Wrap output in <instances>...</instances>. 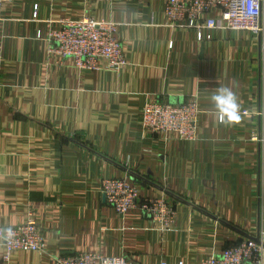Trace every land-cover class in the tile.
<instances>
[{
    "label": "crops",
    "instance_id": "obj_1",
    "mask_svg": "<svg viewBox=\"0 0 264 264\" xmlns=\"http://www.w3.org/2000/svg\"><path fill=\"white\" fill-rule=\"evenodd\" d=\"M84 16L115 24L124 65L80 69L49 51L60 19ZM261 23L264 36V0ZM200 34L169 25L165 0L2 5L0 226H18L32 213L44 243L40 253L16 252L12 264H54L80 251L131 264H196L243 238L264 240L260 36L223 24ZM221 87L240 105V119L228 125L211 100ZM152 100H195V139L143 127L141 110ZM111 177L139 189L123 215L101 191ZM154 198L173 212L165 225L141 210Z\"/></svg>",
    "mask_w": 264,
    "mask_h": 264
},
{
    "label": "built area",
    "instance_id": "obj_2",
    "mask_svg": "<svg viewBox=\"0 0 264 264\" xmlns=\"http://www.w3.org/2000/svg\"><path fill=\"white\" fill-rule=\"evenodd\" d=\"M8 1L0 0V9ZM216 11L220 14L215 15ZM165 17L169 25L194 29L200 36L204 28L221 24L227 29L249 31L260 36L264 57L261 0H165ZM115 32V24L109 19L89 16L77 20L60 19L59 27L48 34L49 51L61 58H72L80 69L97 70L103 64L105 68L116 69L124 65L125 59ZM242 113L247 114V111ZM141 117L143 127L152 133L173 132L184 140H194L199 109L195 100L178 104L152 100L142 108ZM101 191L108 204L120 215L134 208L139 197V189L128 178L103 179ZM141 210L164 225L173 215L163 198L146 200L141 204ZM43 249V236L32 213L18 226H0V264H12V257L18 251L40 253ZM54 264L131 263L122 257L80 251L57 256ZM157 264L169 263L160 261ZM176 264L189 263L178 261ZM196 264H264V240L260 237L257 240L243 238L223 249L219 255L200 259Z\"/></svg>",
    "mask_w": 264,
    "mask_h": 264
},
{
    "label": "clouds",
    "instance_id": "obj_3",
    "mask_svg": "<svg viewBox=\"0 0 264 264\" xmlns=\"http://www.w3.org/2000/svg\"><path fill=\"white\" fill-rule=\"evenodd\" d=\"M211 100L216 110V118L218 122L228 125L235 123L240 119L238 97L230 88H219L211 96Z\"/></svg>",
    "mask_w": 264,
    "mask_h": 264
},
{
    "label": "water",
    "instance_id": "obj_4",
    "mask_svg": "<svg viewBox=\"0 0 264 264\" xmlns=\"http://www.w3.org/2000/svg\"><path fill=\"white\" fill-rule=\"evenodd\" d=\"M255 239L257 240L258 238L256 237Z\"/></svg>",
    "mask_w": 264,
    "mask_h": 264
},
{
    "label": "rangeland",
    "instance_id": "obj_5",
    "mask_svg": "<svg viewBox=\"0 0 264 264\" xmlns=\"http://www.w3.org/2000/svg\"><path fill=\"white\" fill-rule=\"evenodd\" d=\"M259 238V237H258Z\"/></svg>",
    "mask_w": 264,
    "mask_h": 264
}]
</instances>
